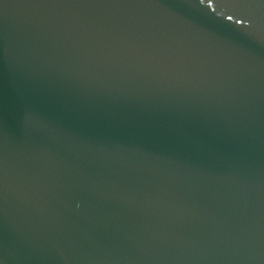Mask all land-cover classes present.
Segmentation results:
<instances>
[{
  "label": "water",
  "instance_id": "95a60500",
  "mask_svg": "<svg viewBox=\"0 0 264 264\" xmlns=\"http://www.w3.org/2000/svg\"><path fill=\"white\" fill-rule=\"evenodd\" d=\"M247 2L0 0V264H264Z\"/></svg>",
  "mask_w": 264,
  "mask_h": 264
},
{
  "label": "snow or ice",
  "instance_id": "6c2138e0",
  "mask_svg": "<svg viewBox=\"0 0 264 264\" xmlns=\"http://www.w3.org/2000/svg\"><path fill=\"white\" fill-rule=\"evenodd\" d=\"M203 2H204V0H201V3H203ZM212 2H213V0H208V4H209V5H211ZM237 2L240 3V4L248 5L247 0H237ZM228 19L231 20L232 17L229 16ZM252 26H253V21H252L251 17H249V29H251Z\"/></svg>",
  "mask_w": 264,
  "mask_h": 264
}]
</instances>
